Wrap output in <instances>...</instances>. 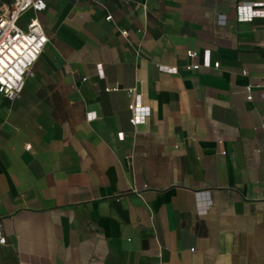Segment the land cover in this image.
Wrapping results in <instances>:
<instances>
[{
    "label": "crops",
    "instance_id": "1",
    "mask_svg": "<svg viewBox=\"0 0 264 264\" xmlns=\"http://www.w3.org/2000/svg\"><path fill=\"white\" fill-rule=\"evenodd\" d=\"M262 6L48 0L29 11L49 40L21 97L0 94V257L264 264V17L243 20ZM131 88L150 109L137 125Z\"/></svg>",
    "mask_w": 264,
    "mask_h": 264
},
{
    "label": "built area",
    "instance_id": "2",
    "mask_svg": "<svg viewBox=\"0 0 264 264\" xmlns=\"http://www.w3.org/2000/svg\"><path fill=\"white\" fill-rule=\"evenodd\" d=\"M47 2L48 0H13L6 11H0V94L9 100L21 97L26 78L49 40L43 24L37 16L31 17L25 27L20 25V19L28 11L35 13L44 11L47 8ZM254 17H264V6L260 9L250 8L248 15L243 16V20H252ZM108 19H111V16ZM122 34L127 35V31L123 30ZM198 55L195 50L187 51V56L190 59H194ZM210 65V58L207 56L203 64L190 62L185 67L189 71H198L202 66ZM213 65L219 67L220 62H215ZM253 87V84L247 86L248 100L253 99ZM106 90L116 91L118 87ZM129 92L134 97L133 102L129 105L132 112L130 121L133 125H137L150 115V109L138 104L139 95L134 88H131ZM227 153L226 150L223 151L224 155ZM0 244H6V237L3 235L1 225Z\"/></svg>",
    "mask_w": 264,
    "mask_h": 264
},
{
    "label": "trees",
    "instance_id": "3",
    "mask_svg": "<svg viewBox=\"0 0 264 264\" xmlns=\"http://www.w3.org/2000/svg\"><path fill=\"white\" fill-rule=\"evenodd\" d=\"M13 0H6V3L12 4ZM2 250L0 249V255ZM0 264H19L18 260L12 257L11 255L0 257Z\"/></svg>",
    "mask_w": 264,
    "mask_h": 264
},
{
    "label": "rangeland",
    "instance_id": "4",
    "mask_svg": "<svg viewBox=\"0 0 264 264\" xmlns=\"http://www.w3.org/2000/svg\"><path fill=\"white\" fill-rule=\"evenodd\" d=\"M4 2H5V0H0V10H1V12L2 11H6L7 9H8V7L6 6V5H8L7 3L6 4H4ZM29 16H30V13H29V11L28 12H26L25 14H23V18H22V20H21V22L24 20H27V19H29Z\"/></svg>",
    "mask_w": 264,
    "mask_h": 264
}]
</instances>
